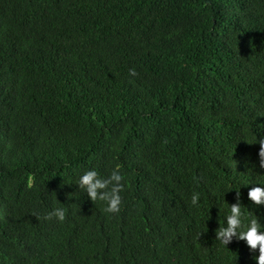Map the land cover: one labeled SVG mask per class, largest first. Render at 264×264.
I'll list each match as a JSON object with an SVG mask.
<instances>
[{
  "label": "trees",
  "instance_id": "obj_1",
  "mask_svg": "<svg viewBox=\"0 0 264 264\" xmlns=\"http://www.w3.org/2000/svg\"><path fill=\"white\" fill-rule=\"evenodd\" d=\"M262 138L264 0H0V264H257L215 230Z\"/></svg>",
  "mask_w": 264,
  "mask_h": 264
},
{
  "label": "clouds",
  "instance_id": "obj_2",
  "mask_svg": "<svg viewBox=\"0 0 264 264\" xmlns=\"http://www.w3.org/2000/svg\"><path fill=\"white\" fill-rule=\"evenodd\" d=\"M131 75H138L135 67L130 70ZM257 141V139H256ZM259 167L264 169V138L259 139ZM79 189H83L92 201L105 202V211L117 213L121 209L123 197L122 191L126 188L127 180L125 174L117 165L112 169L110 175L104 177L95 168L84 171L78 181ZM201 193L193 191L191 203L199 207ZM247 196L256 205H264V184L257 183L249 188ZM67 208L57 207L46 214V218L55 216L63 221L66 218ZM215 238L223 245L229 244L233 239L244 240L250 250H258V255L254 257L257 264H264V223L260 217L241 202L240 191L236 190V199L230 203V209L226 215V222L215 230Z\"/></svg>",
  "mask_w": 264,
  "mask_h": 264
}]
</instances>
